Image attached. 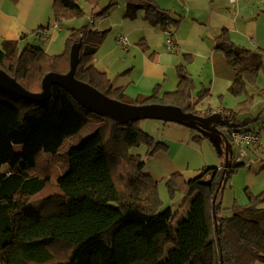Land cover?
Here are the masks:
<instances>
[{
    "label": "trees",
    "instance_id": "1",
    "mask_svg": "<svg viewBox=\"0 0 264 264\" xmlns=\"http://www.w3.org/2000/svg\"><path fill=\"white\" fill-rule=\"evenodd\" d=\"M87 1L96 7L101 0ZM123 3L125 18L132 21L138 12L142 13L149 26L163 32L164 47L166 32L174 37L180 20L161 8L157 0ZM115 4L110 3L95 15L104 16ZM52 8L56 23L83 15L76 0H53ZM46 28L40 27L37 32L42 30L45 34ZM106 33L87 25L72 29L64 51L58 55L46 53L38 44L21 49L16 42L5 41L0 49V70L24 88L40 92L45 75L67 74L70 50L76 46L75 80L122 104L170 106L183 115L199 114L196 105L209 91L197 89L188 73L189 54H184V63L176 66L178 83L174 91L159 96L155 88L150 95L131 99L123 88H114L109 76L94 64ZM214 41V50L224 56L234 72L227 92L240 99L236 110H222V118L214 123L229 149L234 145L233 132H254L247 126L258 118L239 120L237 116L251 112L254 95L247 89L256 86L259 72L264 69L263 50L243 51L233 44L226 28ZM33 64L38 67L32 69ZM34 71L39 77L35 88L30 85L33 78L28 76ZM204 114L210 115L211 110ZM137 121H120L92 112L56 84L50 86L49 97L41 103L0 90V264H251L255 260L264 263V194H248L247 204L233 206L230 216L220 215L218 195L222 184L245 166L247 154L238 161L229 154L224 175L223 163L220 167L204 166L189 179L178 172L166 178L170 195H183L180 207L188 202L186 213L179 217V211L162 208L156 180L144 171L141 156L132 152L142 145L150 157L164 152L167 146L138 128ZM90 124L89 133L78 138L65 153V169L56 180L58 193L45 201L52 208L36 207L30 198L44 192L49 183L47 176L33 173L37 158L42 154L57 157L64 142L78 136ZM189 128L198 133L192 137L193 144L207 140L200 128ZM105 129L109 131L106 137L102 133ZM108 140L121 148L118 153L124 154L122 159L131 167L123 177L122 189L114 178ZM255 145H244L242 150L248 151ZM16 146L21 149L18 151ZM54 243L72 249L70 256L52 261L50 248Z\"/></svg>",
    "mask_w": 264,
    "mask_h": 264
},
{
    "label": "rangeland",
    "instance_id": "2",
    "mask_svg": "<svg viewBox=\"0 0 264 264\" xmlns=\"http://www.w3.org/2000/svg\"><path fill=\"white\" fill-rule=\"evenodd\" d=\"M184 1L186 2V4H184L183 6L184 8H188V5L190 3L195 12L200 15L197 18V20L200 22L199 28L200 30H202L203 33H207L208 37L210 38V41L211 37L217 36L220 33L221 29L225 27L228 32L229 29L231 30L232 33L229 32V37L235 46L241 48L245 52L253 53L262 49V55L264 60V0H239L240 3L238 2L236 8L235 6L228 4L227 0ZM76 2L81 7L83 15L61 21V23H59L61 29L63 28L64 32L67 33L69 29H78L87 25L91 28L93 27L97 30L99 29V31H107L102 45L111 46V43L115 44V37L119 34L121 20L123 19V0H101L98 6L96 7H93L90 3H88L87 0H76ZM110 3L116 4L110 7L106 11L104 16H96L93 14L95 13V9L102 11ZM163 9L169 11L170 14L176 19H179L181 23V13L179 14L178 12H176L178 11V0H174V4L170 9ZM91 17H94L95 19L94 25L89 24ZM51 21L52 23L54 21L53 9L51 11ZM42 22H44V20H42ZM186 24L189 23H187V21H184L180 25V30L178 26L174 32L180 33V31H184L186 28ZM150 32V41L152 45L156 47L154 51L156 53L165 52V54H168L162 47L163 40L161 41L159 40V38H155L153 41L155 31L153 32V30H151ZM49 33V40L45 43H39V45H41V47L48 54H61L64 49V45L62 43L63 41H58L56 44H54L49 52L46 50V47H48V45L52 43V34L54 33V31H51ZM255 36H259V44H256ZM127 38L128 43L130 44L128 50L132 52L135 46L134 42L132 41L136 40V38L135 36L131 35L127 36ZM44 45H46L45 48ZM61 45H63V48H60ZM174 45L176 46V44ZM22 48L23 47H21V49ZM102 48V52L105 53V47ZM216 52L219 53L218 51ZM120 53L122 54L121 56L127 54V52L121 47ZM189 55L191 57V60L186 63V69L191 75L198 89L203 85L202 83H205L207 74L210 72V68H204V60L201 56H196L193 53ZM36 67L38 66L33 64L32 69H36ZM34 74L35 71L31 75H28L29 77L31 76L33 78V81L30 83L33 88H35L34 85L36 84V81L38 82L39 78L38 75ZM21 87L24 91L31 94L42 93V90L40 92H36L31 91L28 88H24L23 86ZM37 89L39 88L36 87V90ZM247 91L250 94L254 95V100L250 109L251 112L246 115H243L242 118L250 116L252 117V119L258 118L257 121L250 123L247 128L251 131L258 133L256 134V136L259 140V146L256 145L255 148L260 149L258 151V155L256 156L252 154V152H248L245 148L244 153L247 154V157L243 160L245 166H243L241 169H238L234 174L231 175L229 179L223 182L222 188L218 195V201L221 202L222 205L220 215L223 217H227L232 214L233 206H242L247 204L248 194H251L252 196H259L261 194H264V93H262L264 92V69L259 72L256 86H249ZM81 99L84 100V98ZM214 101H216V104H212L213 107H218L219 101H222L227 103L223 104L224 107L232 106L236 109V104L240 100L239 98L231 96L230 94H228V92H224L223 95H219ZM115 107L111 109L114 110ZM228 109L232 110L233 108ZM170 113H172L171 110ZM221 118L222 116L220 114L211 113L210 115H205L204 113H199L198 115H191L187 119L188 121L196 122V124H204L207 128H213L214 123L220 120ZM163 124V121H160L157 118H151L138 120L136 126L141 130L143 129L142 131L146 132L151 137H153L155 142H164L167 146L166 150L164 151L165 154L163 153V151H159L161 152L160 156L156 155L158 153L157 152L153 156L149 157L148 155H146L147 148L142 145L139 148H134L132 152L141 156L142 161H144L145 163L144 171L150 174L152 178L156 180L157 190L162 201V208L169 209L173 213L175 211H179L180 217L186 213L188 209V202L186 203V207H184L183 204L180 207L183 195L180 194V192H177L174 196H171L169 190L165 185V179L176 172L182 174L185 178L192 177L195 174H188L187 172L193 171L194 169H198V167H202L201 165L202 163H204V160H206V165L220 167V165L224 163V145L222 138L219 137L217 133L209 132L208 139L202 141L199 145L196 144L194 148H187L186 146L184 147L173 141H171L173 142V144H170L169 146V144L161 140L162 138L160 137L163 131ZM90 126L91 124L85 127L78 134V136L67 139L64 142L57 157L51 158L42 154L37 158L36 167L33 173L41 177L47 176L49 178V183L47 184L44 192L30 198V202L33 203L36 207H41L44 209L52 208L51 205L49 206V203H46L45 201L47 200V198H52L58 193V188L56 187V180L65 169V153L70 145L77 142L78 138L89 133L91 129ZM102 133L106 137L109 131L105 129ZM193 134L196 133L193 132ZM107 144L110 145V162L112 164L113 170L116 173L114 178L117 185L122 189L123 185L121 184L123 177L125 174L127 176V174L131 171V167L125 160L122 159V156L124 154H121L120 156V154L118 153V151L121 149L119 148V146H116L109 140L107 141ZM16 147H18V151L21 149L19 148L20 146ZM123 151L124 148H122L121 152ZM166 153L168 154L167 156ZM231 153L234 157L237 158L239 157L240 150L235 145H232L228 149V155ZM165 156L169 159V162L167 161L168 159L164 158ZM168 246L166 247L165 251L167 250ZM50 250L53 258L52 261L64 260L65 258H68V256H70L72 252V249H69L68 247L60 243H54L51 246ZM251 264L264 263L255 260Z\"/></svg>",
    "mask_w": 264,
    "mask_h": 264
},
{
    "label": "crops",
    "instance_id": "3",
    "mask_svg": "<svg viewBox=\"0 0 264 264\" xmlns=\"http://www.w3.org/2000/svg\"><path fill=\"white\" fill-rule=\"evenodd\" d=\"M238 2L239 0L233 5L235 8ZM157 3L161 8L170 9L174 4V0H157ZM184 4H186L184 0H178V11L176 12L181 13L180 19L182 20L179 24V30L180 25L184 21H187L189 24H186L184 31L174 34L176 46L172 52H168L165 49L164 43H162V47L168 54H165V52L156 53L154 51L156 47L150 41V31H155L153 41L155 38H159V40H163L164 42V34L160 29L149 26L143 20L142 13L138 12L137 18L131 21L125 18L123 12V19L121 20L119 34L115 37V44L111 43V46L101 45L94 56V64L100 72L106 73L109 76L114 88H123L125 94L131 99L150 95L155 88L159 90L158 95L162 96L164 93H169L176 89L178 83L176 66L184 63V54L193 53L203 58L204 68H210L205 83H202L203 85L201 86L208 89V96L197 103L196 110L199 113H204L207 109H210L211 113L220 115L224 109L233 108L232 110H236L237 107L236 109L232 106L224 107L223 104L227 103L222 101H219L218 107H213L212 105L216 104L214 100L219 95L227 92L234 79V72L227 66L228 64H226L224 56L214 50L215 37H211L210 41L207 33H203L200 30V22L197 20L200 15L195 12L190 3L188 8H184ZM52 6L53 0H0V47L2 48V43L5 41L16 42L19 48L34 44L39 45V43H45L49 40V32L51 31H54L52 43L48 47L44 45V48L46 47V50L49 52L58 41H63L62 43L65 45L68 34L72 29H69L65 33L64 29H61L59 26L61 22L56 23L53 21L52 23ZM99 11L95 9L94 12ZM95 13L93 14L95 15ZM94 20V17H91L89 24L94 25ZM43 26H47V28L43 31L46 32V36L42 38V30L37 32V29ZM229 32H231L230 29ZM130 35L135 36L137 40L132 41L135 45L132 52L128 50L130 44L128 43L127 36ZM120 38L126 39L127 46L122 47L117 44V40ZM255 38L256 44H259V36H255ZM63 45L60 48H63ZM102 47H105V53L102 52ZM120 47L127 52L126 55L121 56ZM237 117L240 120L243 115L240 114ZM159 120L163 121L162 119ZM162 129L161 140L167 142L169 146L173 142L187 148H194L196 146L192 141L193 131L188 126L168 121L164 122ZM204 133L208 139L209 132L202 131L203 135ZM218 135L221 137L219 133ZM223 145L225 162L226 142L223 141ZM255 146L250 147L248 152H252V154L257 156L260 148H255ZM156 155L160 156L161 152H158ZM166 156L164 158L168 159ZM167 161L169 162V159ZM206 164V160H204V163L201 165L202 167H198V169L187 173L195 174L197 170H200L204 166H209ZM186 203L184 207H186Z\"/></svg>",
    "mask_w": 264,
    "mask_h": 264
},
{
    "label": "water",
    "instance_id": "4",
    "mask_svg": "<svg viewBox=\"0 0 264 264\" xmlns=\"http://www.w3.org/2000/svg\"><path fill=\"white\" fill-rule=\"evenodd\" d=\"M77 55L78 47L74 46L70 50L69 60H70V71L66 75H59L55 73H48L44 76L41 82L42 93L41 94H31L23 90V88L16 83L14 79L9 77L3 71L0 70V90L7 92L9 94L16 95L23 100L33 101L35 103H41L46 101L50 95V86L52 84L59 85L67 89L72 96L86 108L96 113H105L113 118L126 121V120H139L141 118H165L169 121L182 123L189 127H197L205 132L217 133V129L207 128L204 124H196V122L188 121V117L191 115H183L178 112L177 109L170 106H131L122 104L98 92L96 89L90 87L87 84L79 82L74 79V73L77 65ZM81 98H84L82 100ZM117 106V107H115ZM114 108L112 110L111 108ZM109 109V110H108ZM171 112L173 113H170ZM120 112V113H114ZM224 171L228 166V145L226 142L225 151V162ZM216 194L213 198V203L215 202Z\"/></svg>",
    "mask_w": 264,
    "mask_h": 264
},
{
    "label": "built area",
    "instance_id": "5",
    "mask_svg": "<svg viewBox=\"0 0 264 264\" xmlns=\"http://www.w3.org/2000/svg\"><path fill=\"white\" fill-rule=\"evenodd\" d=\"M229 4L234 5L237 3L238 0H227ZM46 34H42V38L45 37ZM166 41H165V49L168 52H172L175 48V42H174V37L173 34L171 32H166ZM117 44L125 47L127 46V41L124 38H120L119 40H117ZM257 133L255 132H248V133H240V132H233L231 134V137L233 139V143L236 147H239L240 153H239V157L236 158V161L240 160L243 156H244V151L242 150V146L244 145H259L258 143V137L256 136Z\"/></svg>",
    "mask_w": 264,
    "mask_h": 264
}]
</instances>
